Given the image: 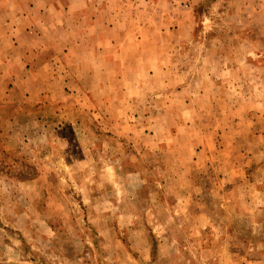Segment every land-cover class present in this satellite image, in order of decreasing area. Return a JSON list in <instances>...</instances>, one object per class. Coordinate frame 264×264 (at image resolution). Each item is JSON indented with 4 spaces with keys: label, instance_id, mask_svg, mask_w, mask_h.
I'll return each mask as SVG.
<instances>
[{
    "label": "rangeland",
    "instance_id": "1",
    "mask_svg": "<svg viewBox=\"0 0 264 264\" xmlns=\"http://www.w3.org/2000/svg\"><path fill=\"white\" fill-rule=\"evenodd\" d=\"M87 1L117 64L0 95V264H264V0Z\"/></svg>",
    "mask_w": 264,
    "mask_h": 264
},
{
    "label": "crops",
    "instance_id": "2",
    "mask_svg": "<svg viewBox=\"0 0 264 264\" xmlns=\"http://www.w3.org/2000/svg\"><path fill=\"white\" fill-rule=\"evenodd\" d=\"M71 1L0 0V95L10 104L22 100L33 104L42 98L43 105L46 100L57 103L56 93L61 90L63 95H68L73 91L74 81L79 83L90 69L99 68L103 55L108 54L109 66L117 64L118 48L113 42L111 23L107 29V45L111 46L98 47L100 34H97V46H90L80 24L70 23L69 17L75 7L78 20L85 23L87 16L81 9L89 5L88 1L77 0L75 4ZM96 19L93 22L99 26L100 20ZM142 53L136 50L129 56L140 63L141 74L148 77L149 65L146 55L143 61Z\"/></svg>",
    "mask_w": 264,
    "mask_h": 264
}]
</instances>
